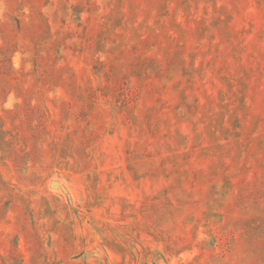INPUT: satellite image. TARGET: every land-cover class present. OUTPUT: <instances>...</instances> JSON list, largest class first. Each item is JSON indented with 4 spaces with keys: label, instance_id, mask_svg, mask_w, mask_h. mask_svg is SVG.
<instances>
[{
    "label": "rangeland",
    "instance_id": "rangeland-1",
    "mask_svg": "<svg viewBox=\"0 0 264 264\" xmlns=\"http://www.w3.org/2000/svg\"><path fill=\"white\" fill-rule=\"evenodd\" d=\"M0 264H264V0H0Z\"/></svg>",
    "mask_w": 264,
    "mask_h": 264
}]
</instances>
